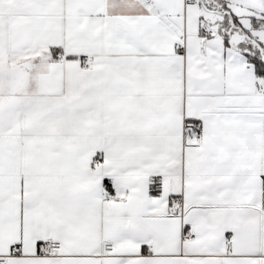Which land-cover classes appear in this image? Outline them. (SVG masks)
Masks as SVG:
<instances>
[{
    "label": "snow or ice",
    "instance_id": "obj_1",
    "mask_svg": "<svg viewBox=\"0 0 264 264\" xmlns=\"http://www.w3.org/2000/svg\"><path fill=\"white\" fill-rule=\"evenodd\" d=\"M0 264H264V0H0Z\"/></svg>",
    "mask_w": 264,
    "mask_h": 264
}]
</instances>
